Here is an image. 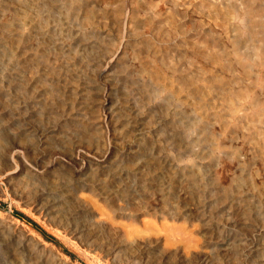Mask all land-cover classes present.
Instances as JSON below:
<instances>
[{"label":"bare ground","instance_id":"1","mask_svg":"<svg viewBox=\"0 0 264 264\" xmlns=\"http://www.w3.org/2000/svg\"><path fill=\"white\" fill-rule=\"evenodd\" d=\"M203 2L204 15L217 17L219 0ZM86 4L88 0H0V152L3 150L0 182L11 187L14 198L24 208L59 228L95 258L114 262L129 254L132 260L145 261L134 256L135 250L150 252L148 247L154 243L157 245L154 251H159L165 264H241L243 261L264 264V175L248 167L243 152L246 140L256 137V141L264 143V43L254 54L240 56L239 65L235 66L237 81L245 80L246 86L239 85L222 94L231 106V127L241 126L243 131L232 138L238 144L232 145L234 150L228 155L230 162H235L234 170L228 174L219 170L225 166L216 157L215 168L207 164L206 174L199 172L194 179L197 189L182 192L179 188L184 182H176V177L169 174L173 170L161 171L159 175L153 170L161 168L162 161H169V153L160 152L158 159L152 158L151 162L153 151L162 145H153L148 150L139 142L146 133H158L167 117H162L154 130H146L151 127V119L143 113V107L158 95V88L153 87L145 95L141 93L128 76L135 66L133 61L122 70L124 73L114 68L118 62L113 67L104 65L112 55L109 47L114 45V40L105 45L85 39V24L90 21ZM262 4L260 0L230 2L232 13L239 19L236 28L240 41L252 40L253 14ZM103 15L104 19L115 20L110 11ZM73 20L75 25L70 27L74 28L68 29L72 37L59 40L61 35L56 31L62 33L63 21ZM155 38L150 36L148 51L160 48ZM120 51L118 47L114 53ZM223 67L228 69L230 64L223 63ZM196 72L201 73L199 69ZM149 77L157 80L153 73ZM181 110L172 114L173 122L176 117L181 119ZM6 115L10 118L7 124L3 122ZM202 123L201 119L188 121L185 131L168 132L165 139L171 138L172 148L194 146L202 141L208 144V152H214L220 145V135L226 133L225 119L220 121L218 129H214L215 122ZM186 131L196 134L188 135L190 139L185 142ZM56 146L72 164L85 162L82 182L73 176V182H64L65 186L57 184L53 178L56 174L52 176L43 162L48 149ZM255 157L252 155L251 161ZM61 161L56 157L51 168L53 164L61 166ZM187 172L190 177L193 175V170ZM254 176L261 182L256 183ZM175 182L178 187L173 186ZM83 185L91 193H97L102 203L78 191ZM136 185L141 186V193ZM217 189L220 192H213ZM69 191L76 193H70L63 202L55 199ZM211 196L215 201L222 200L224 206L207 210L204 201ZM187 201L194 202V207L190 208ZM234 205L238 206L236 210H226ZM138 211L143 213V218ZM231 212L234 224L206 226L203 223L210 217L223 218ZM250 213L261 220L251 236L245 233L250 218L246 214ZM198 216L201 226L193 222ZM121 218L131 224L121 222ZM180 219L184 223L177 225ZM194 235H201L202 245L212 247L216 254L202 257L195 250L198 239ZM239 239L245 242L239 243ZM35 246L42 249H34ZM229 249H233V255L227 253ZM165 252L169 255L164 256ZM148 259L146 256L144 264H161L159 260ZM0 264L71 262L25 226L0 213Z\"/></svg>","mask_w":264,"mask_h":264},{"label":"rangeland","instance_id":"2","mask_svg":"<svg viewBox=\"0 0 264 264\" xmlns=\"http://www.w3.org/2000/svg\"><path fill=\"white\" fill-rule=\"evenodd\" d=\"M231 1L233 0H219V9L215 10L217 17H206L204 15L203 0H88V4L85 7L86 14L89 13L90 15V21L85 24V39L98 43L102 42L105 45H109L110 40H114V45L109 47L112 55L107 58L104 65L113 67L118 62L114 68L124 73L122 70L133 61L135 66L129 71L128 76L139 87L141 93L145 95L149 91L151 92L153 87L155 88L156 86L158 88V95L150 98L145 104L146 106L143 107V113L147 115V118L151 119V127H146V130H154L158 126L159 120L162 117H167L159 127L158 133L155 135H153L155 131L146 133L139 142L145 146L142 148L148 150L153 145H162L153 151L152 157L150 156L151 162L154 161L152 158L159 157L160 152L169 153V161H162L161 168L156 167L153 170H157V175L161 171L173 170L169 174L176 177V182L179 180L184 182L179 188L182 192H190L197 189L194 179H197L199 172L206 174V170L209 167L211 169L215 168V164H217L216 157L220 158L218 161L220 165L223 164L225 166V168H222L219 165V170L221 169L228 174L235 168V162H230L228 155L232 154L231 152L234 150L232 145L238 144L236 139L233 140L232 138H235L236 134L239 136L243 131L241 126L234 129L231 127L229 111L231 106L224 95L239 85L243 88L246 86L245 80L237 81L235 66L238 64L240 56L247 53L254 54L264 43V4L260 5L261 9L253 14L255 32L251 34L252 40L240 41L236 28L239 19L231 11ZM260 1L264 3V0ZM108 11L115 16V20L103 18V13ZM42 15H45L44 11H42ZM62 24L64 27L63 32L60 33V30L56 31V34L61 35L59 40L70 39L72 35L68 34V29L74 28L70 26L75 25V20L72 22L63 21ZM152 35H155L156 38L154 40H158L161 44L160 48L155 52L147 50L151 42L149 38ZM118 47L121 51L116 54L114 52ZM206 56L213 59H207ZM170 60H173V62H170ZM223 63H229L230 67L228 69L223 67ZM198 69L201 73L197 74L196 71ZM150 73L156 75L158 81L155 78L151 79L149 77ZM194 75H196L195 78ZM220 79L221 83H219ZM187 92L192 93L187 95ZM223 93L224 95H222ZM178 110L182 112L181 119L179 120L180 117H176L175 122H173L171 118L175 116L172 114ZM200 119L203 123L215 122L214 129L221 127L220 121L222 122L225 119V124H227L226 133L220 135L218 140L220 145L214 152H208L206 150V145L208 144L202 141H199L194 146L180 148L169 146L171 138L169 141L165 139L168 132H183L186 130L185 124L188 121H199ZM8 121H10L9 116H4L3 122L7 124ZM186 132L188 133V131ZM187 133L183 134L182 138ZM159 134H161L160 137H158ZM195 134L188 133L183 140L186 142V140L190 139L188 135L194 136ZM147 135H150V137H146ZM238 140L241 142L240 139ZM256 140V137L251 138L249 141L246 140L248 142H244L247 145L243 152L248 158V167L252 171L258 170L260 175H264V147L262 145L264 143ZM50 149H48L43 162L51 171L52 176L56 174L53 178H56L57 184L65 186L64 182H73V176L77 177L75 180L78 179L77 181H79L80 179L82 182L84 176L81 174L84 171L85 162L80 160L78 164H72L64 157V153L59 146H56L53 150ZM253 151L254 153L252 154ZM139 152L142 151L140 150ZM0 153L3 154V150ZM216 153L218 156L214 155ZM252 155L256 156L254 158L255 161H251ZM56 157L62 160L61 166L53 164L51 168V161H54ZM139 159L141 161L136 160L142 163V158ZM193 160L195 164L192 166ZM209 163L210 166L208 167L207 164ZM143 165L147 166L145 163ZM188 170H193L191 177L187 172ZM52 171L55 173H52ZM258 176L253 177L256 183L261 182ZM223 179L224 177H221V180ZM98 183L96 181L95 185H98ZM173 186L178 187L179 184L176 183ZM0 188L3 192L0 194V213L9 215L19 224L25 226L30 233L37 236L44 244L53 246L71 264H144L146 256L151 260H159L161 264H165V260L161 259L159 251H154L157 246L154 243L148 247L150 252L135 250L134 256L145 261H139L136 258L135 260L138 261L136 263L129 254L121 256L120 259L114 262L95 258L59 228L24 208L14 198L9 185L0 182ZM136 188L141 193V186L136 185ZM78 191L85 196H89L92 201H96L98 204L102 203L97 193H91L92 190L87 188L86 185H83ZM213 192L218 193L220 189ZM70 193L76 192H64V196L59 194L58 198H53L62 199L63 202L66 197H69ZM49 199H52V197ZM187 203L190 208L195 205L191 201H187ZM204 203L208 206L207 210L216 206H224L222 200L215 201L213 196L207 198ZM63 205L61 203L62 207ZM226 208V210L233 211L238 206L234 205L233 208ZM190 212L193 213L194 211ZM139 213L140 217L143 218V213ZM246 216L250 218L246 221L249 228L245 233L251 236L253 234L252 229L260 224L261 220L252 213L246 214ZM199 218L198 216L196 220H193L197 226H201ZM234 218V214L231 212L229 216L225 215L223 218L210 217L208 221H203V223L206 226H215L219 223L234 224ZM119 220L123 223L131 224L127 219L121 218ZM181 223H184L182 219L177 222V225ZM194 237L198 239L195 250L199 251L202 257H213L216 254L212 247L202 245L203 243L200 240H203V237L201 235H194ZM243 242L245 241L239 239V243ZM36 248L42 249L40 246H35L34 249ZM240 248L238 249L239 253H241ZM28 249L32 250L33 248L28 247ZM227 253L233 255V249H229ZM167 255H169V252H165L164 256ZM244 257L242 253L241 259ZM241 264L258 263L256 261L253 263L251 261L249 263L243 261Z\"/></svg>","mask_w":264,"mask_h":264}]
</instances>
